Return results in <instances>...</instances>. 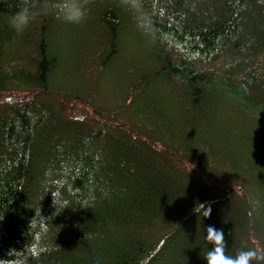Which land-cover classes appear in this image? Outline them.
Listing matches in <instances>:
<instances>
[{
	"label": "trees",
	"instance_id": "16d2710c",
	"mask_svg": "<svg viewBox=\"0 0 264 264\" xmlns=\"http://www.w3.org/2000/svg\"><path fill=\"white\" fill-rule=\"evenodd\" d=\"M45 2L0 0V264L264 254V0H83L57 53L54 12L10 23Z\"/></svg>",
	"mask_w": 264,
	"mask_h": 264
},
{
	"label": "clouds",
	"instance_id": "9594fccd",
	"mask_svg": "<svg viewBox=\"0 0 264 264\" xmlns=\"http://www.w3.org/2000/svg\"><path fill=\"white\" fill-rule=\"evenodd\" d=\"M49 12H55L57 15H61L64 20L70 23L79 22L83 16L84 11L82 8H78L74 14L66 12L63 8L60 0H46L45 4L39 11L35 10L32 6L26 5L21 7L11 18V26L18 32L28 26V24L38 14H48ZM204 217H208L211 212L210 207H205ZM195 211L197 212L198 210ZM206 239L212 244V248L207 252L205 258L207 264H256V262L264 260V254L258 253L255 250H241L235 257L225 255V236L222 230L216 229L213 226H208L206 229Z\"/></svg>",
	"mask_w": 264,
	"mask_h": 264
},
{
	"label": "rangeland",
	"instance_id": "374dc122",
	"mask_svg": "<svg viewBox=\"0 0 264 264\" xmlns=\"http://www.w3.org/2000/svg\"><path fill=\"white\" fill-rule=\"evenodd\" d=\"M60 1H63V0H60ZM64 1H67V2L69 1V3L71 2L70 3V6L72 8L69 7V9L67 8L65 11L69 13V11L71 9L72 10V14H74L77 11L78 6L80 5V2H83V0H64ZM214 1H216V0H214ZM193 11H195V13L198 14V12L196 10L193 9ZM52 17H54L55 19L53 20V25H52L53 26V30L51 32H49V39L51 41L52 49L57 53V52H59V48H58V45H57L58 42L57 41H59V37H65V35L63 34L64 28H62L61 26L63 25V26H65V28H69L70 22H67L66 20H64L61 15H59V17H55V12L53 13ZM132 17L133 18L135 17V18L138 19V16H137L136 13H135V16H131V18ZM37 18L38 17L36 15V17L28 25L33 24V22L35 20H37ZM80 21L77 22V23H71V26L74 25V24L75 25L79 24ZM59 23L60 24L62 23V25L59 26ZM135 33H136V31L132 30L130 27H126L125 28V31H124V33L122 35V39H125V41H128V42H131L130 43L131 46H130V49L127 51V53L125 51V55L122 54V57H123L122 60L129 61L130 60V57H128V55L132 56V55H134V53L135 54L136 53H139L141 55L143 54V57L145 59H147V60H150L151 59L152 60L153 59L152 58L153 57V54L150 53L151 56H147L146 54H144V51H143V48H142L143 42H146L148 40L147 37H146V34L144 36L145 39L142 38V39L138 40L137 37L135 36ZM64 55L65 54H61V56H59L60 57V60H61L60 61L61 62V66L57 70L56 75L54 74L53 76H57L58 77L59 75H61L62 73L65 72L64 68H65L66 63L63 61L65 59ZM212 66H216V65H206L205 67H209L210 68ZM114 68L115 69H113V70H115L117 72H121V70L123 68V61L120 62V66L119 67L118 66H114ZM167 89L168 88L165 87V86L156 87V88H154V93L153 94L154 95L155 94H158V92H160V91L161 92L167 91ZM212 96H215V95L213 94ZM207 104H208V108L210 109V107H211V100L209 101L207 99L205 101V105H207ZM203 128H204V132H205V125L203 126Z\"/></svg>",
	"mask_w": 264,
	"mask_h": 264
}]
</instances>
